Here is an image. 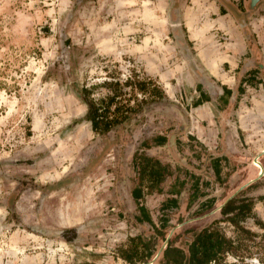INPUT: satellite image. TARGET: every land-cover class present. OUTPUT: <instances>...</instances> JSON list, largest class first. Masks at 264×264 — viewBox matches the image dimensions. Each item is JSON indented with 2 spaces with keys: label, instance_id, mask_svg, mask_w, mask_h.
Wrapping results in <instances>:
<instances>
[{
  "label": "rangeland",
  "instance_id": "rangeland-1",
  "mask_svg": "<svg viewBox=\"0 0 264 264\" xmlns=\"http://www.w3.org/2000/svg\"><path fill=\"white\" fill-rule=\"evenodd\" d=\"M242 41L262 58L264 0H0V264H127L118 251L136 234L154 244L145 263L168 233L177 245L184 228L204 224L232 241L211 264H264V90L251 88L245 108L214 95L242 72L223 55ZM202 91L212 102L194 105ZM110 96L107 114L116 104L125 117L94 131L86 102L102 107ZM211 111V124L199 119ZM236 113L250 115L243 136ZM139 154L168 164L165 182L185 181L162 233L133 218ZM188 174L214 198L198 214ZM236 194L252 201L237 226L213 210Z\"/></svg>",
  "mask_w": 264,
  "mask_h": 264
},
{
  "label": "trees",
  "instance_id": "trees-1",
  "mask_svg": "<svg viewBox=\"0 0 264 264\" xmlns=\"http://www.w3.org/2000/svg\"><path fill=\"white\" fill-rule=\"evenodd\" d=\"M145 85V83H140ZM153 88L155 86H152ZM142 89V88H139ZM229 90L223 91V94H229ZM113 100V96H110L106 101V106L97 107V105L86 102L85 119L90 123V127L94 131H107L109 127L124 119L125 115L122 112L120 117L116 115L119 112V106L113 105L112 115H108L109 104ZM204 100H207L205 98ZM201 101L196 99L193 104L197 105ZM156 144H161L164 141V136H155ZM217 159L215 157L211 160V166L213 172L218 174L219 167L217 166ZM132 169L134 170L138 183L141 184V180H147V191L152 190L160 191V183L163 182L165 176L170 174L167 164H163L156 158L147 156L145 154L133 155L132 157ZM177 176L174 178L176 179ZM183 184V181H181ZM140 187V186H139ZM134 187L131 190V194ZM204 195L203 193L195 192L189 194L188 204L194 201L197 197ZM175 201V199H173ZM213 197H206L198 202L195 208L196 214L203 210L209 209L213 204ZM252 201L249 198L240 197L236 194L227 199L217 212L224 220H227L231 224L237 226L238 222L251 214ZM160 219V218H159ZM152 223L149 219L147 220ZM167 218L160 219L159 229H155V232H161L160 229L166 226ZM213 220L212 222H214ZM216 222V221H215ZM162 233V232H161ZM164 236L161 238L163 239ZM180 244H172L171 240H168L166 245L161 251V264H208L209 261L216 262L221 259L226 252H229L232 248V241L227 238L220 230L212 227L210 224H204L199 227L184 228L183 232L178 236ZM154 251V244L151 241V237L142 236L136 234L134 236L127 237V244L119 249L118 255L127 264H140L147 260Z\"/></svg>",
  "mask_w": 264,
  "mask_h": 264
},
{
  "label": "crops",
  "instance_id": "crops-1",
  "mask_svg": "<svg viewBox=\"0 0 264 264\" xmlns=\"http://www.w3.org/2000/svg\"><path fill=\"white\" fill-rule=\"evenodd\" d=\"M250 8V6H249ZM252 10V9H251ZM240 12H243L241 10H239ZM243 45H242V50L238 53H235V50H230V52L225 53L223 55L230 57V59H232L231 61L236 60L235 66L239 65L238 63H240V65H242V72L237 75V79L234 81V79L232 78V82H224L221 81L220 83V89L217 92H214V95L216 94V98L219 97L222 100L226 99L227 97H229V95H227L226 93L222 94L223 91L229 90V94L231 95L228 99H226V105L232 103V101L234 102H238V106L246 107V101L249 102L250 99L254 100V97H250L249 98V92L251 90V88H253V90H258L257 88L264 90V54L262 52V50L260 52H258L259 57L262 58L259 60L254 61V52H252L251 48H249L244 41ZM231 53V54H230ZM256 55V54H255ZM258 57V56H257ZM223 61L222 65L223 67L225 66H229L230 67V63L228 58H225ZM227 63V64H225ZM245 65V67H244ZM222 79V78H221ZM220 79V80H221ZM200 95L199 93H196L194 96V101L196 100V97ZM202 98H207L206 101H201V99H199L202 103H211L212 101V95L209 91L205 92L202 91ZM238 98L239 101H236V99ZM201 103V104H202ZM244 105H243V104ZM260 104L264 105V95L262 97V99H260ZM197 106H200V104H198ZM228 108V105H227ZM227 109L226 111H221L220 113H218L219 116H221V118H223L225 116V114L227 113ZM263 112V111H262ZM242 113H245V110L242 108ZM213 117H216V114L213 113L212 111L209 113L204 112L203 116L200 117L199 119L202 121H206V124H211V120H213ZM262 116H260L259 118H261ZM227 118V117H225ZM264 117H262L261 119H263ZM253 119V118H252ZM251 119H250V115L247 114L244 116L240 115V113H236V123H237V128L239 129V133L240 135H244L246 134L247 130L246 129H250V123ZM202 123V122H201ZM198 125V123H197ZM252 126V125H251ZM212 129V128H211ZM187 135H189V137H191L193 134V132H189L187 131ZM193 137V136H192ZM195 138H197V135H194ZM200 143H202V145H206L207 142H205V139H201L200 137L197 138ZM192 140V139H191ZM159 146V144L157 145ZM209 148V147H208ZM147 156H150L148 154H145ZM153 157V156H150ZM216 156H211L209 157V162L211 165V160L213 158H215ZM153 158H156L158 161H160L163 164H167L164 163L163 161H161L159 159V156H155ZM222 163L223 161L221 160V158L217 159V166L220 168L218 174H220L221 168H222ZM168 166V164H167ZM168 169L170 170V168L168 167ZM172 174V171L170 170V174L165 176L168 177ZM177 176L176 179H174ZM188 176L190 177V174H188ZM137 177V176H136ZM172 180H168L167 182H165L166 180L164 179L163 182L160 183V191H155L152 190L150 192L147 191V180H141V184L138 183V178L135 181V184L132 186V188L130 189V197L132 198L135 207H136V212L133 214V218L135 220L136 223H143L148 225V227L152 230L155 231V229H159V224H160V219L163 217L167 218V214L166 212H170L173 209H176L178 207L179 204V200L180 199V195H181V190H182V186L185 183L184 178H180L179 175H173V177L171 178ZM181 181H183V184H181ZM209 183L207 182V180L202 179L200 177L197 176H191L190 177V181L188 184V188L190 189L188 196H187V201H188V197L189 194L193 192H198V193H203L204 195L200 196L202 197L201 200H203L204 198L208 197L205 195L204 190L201 189V187H203L204 189H206V186ZM140 186V187H139ZM136 187V189L133 190V193L131 194V190ZM153 196H156L159 201L156 203V207H152L151 205H148L149 201H153ZM198 198V197H197ZM196 198V199H197ZM173 199H175V201H173ZM152 207V208H151ZM155 218V219H154ZM160 218V219H159ZM150 220L152 223L150 224L147 220ZM168 222L169 219H167L166 221V226L163 227L162 229H160L161 231L164 230L165 228L167 229L168 226Z\"/></svg>",
  "mask_w": 264,
  "mask_h": 264
},
{
  "label": "water",
  "instance_id": "water-1",
  "mask_svg": "<svg viewBox=\"0 0 264 264\" xmlns=\"http://www.w3.org/2000/svg\"><path fill=\"white\" fill-rule=\"evenodd\" d=\"M255 1L256 0H249V6L250 7H252L253 5H254V3H255ZM259 167V166H258ZM261 171H262V168H260V173H261ZM242 187V186H241ZM240 187V188H241ZM228 199V198H227ZM227 199H225L223 202H221V204H219L217 207H215L213 210H215V209H219L220 207H221V205L227 200ZM213 210H211L210 212H208L207 214H209V213H211ZM173 228H171L170 229V231L172 230ZM169 231V232H170ZM169 234L170 233H168L167 234V236L164 238V241H163V243L161 244V246H160V248H159V251L162 249V248H164V246L166 245V243H167V240H168V237H169ZM158 251V252H159ZM158 252H156L154 255H153V257L150 259V260H148L147 262H149L150 264L153 262V260L155 259V257L157 256V254H158ZM147 262H145V263H147ZM145 263H143V264H145Z\"/></svg>",
  "mask_w": 264,
  "mask_h": 264
},
{
  "label": "flooded vegetation",
  "instance_id": "flooded-vegetation-1",
  "mask_svg": "<svg viewBox=\"0 0 264 264\" xmlns=\"http://www.w3.org/2000/svg\"><path fill=\"white\" fill-rule=\"evenodd\" d=\"M255 162H256V163H255L254 165L259 166L257 160H256ZM259 168H260V166H259ZM147 264H149V263L147 262Z\"/></svg>",
  "mask_w": 264,
  "mask_h": 264
},
{
  "label": "built area",
  "instance_id": "built-area-1",
  "mask_svg": "<svg viewBox=\"0 0 264 264\" xmlns=\"http://www.w3.org/2000/svg\"><path fill=\"white\" fill-rule=\"evenodd\" d=\"M213 261H209V263L208 264H211Z\"/></svg>",
  "mask_w": 264,
  "mask_h": 264
},
{
  "label": "bare ground",
  "instance_id": "bare-ground-1",
  "mask_svg": "<svg viewBox=\"0 0 264 264\" xmlns=\"http://www.w3.org/2000/svg\"><path fill=\"white\" fill-rule=\"evenodd\" d=\"M149 263V262H148ZM145 264H147V263H145Z\"/></svg>",
  "mask_w": 264,
  "mask_h": 264
}]
</instances>
